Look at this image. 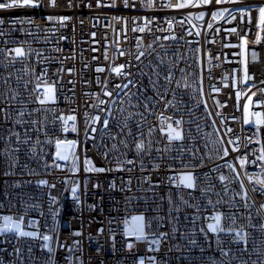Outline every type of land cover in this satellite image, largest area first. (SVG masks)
I'll list each match as a JSON object with an SVG mask.
<instances>
[{
    "label": "built area",
    "instance_id": "1",
    "mask_svg": "<svg viewBox=\"0 0 264 264\" xmlns=\"http://www.w3.org/2000/svg\"><path fill=\"white\" fill-rule=\"evenodd\" d=\"M37 3L0 9V264H264V0Z\"/></svg>",
    "mask_w": 264,
    "mask_h": 264
},
{
    "label": "snow or ice",
    "instance_id": "2",
    "mask_svg": "<svg viewBox=\"0 0 264 264\" xmlns=\"http://www.w3.org/2000/svg\"><path fill=\"white\" fill-rule=\"evenodd\" d=\"M50 2H51V4L53 6H55L56 0H50ZM211 2H212V0H202V3H204V4H209ZM216 2L219 3V2H221V0H216ZM189 4H193V0H187V3H177V4H175V7L176 8H183V7H187ZM125 5L127 6V0H125ZM38 6H39V4L37 3V0H11V3H0V9H4V8H29V7H38ZM259 13H260V22L262 24H264V7H261L259 9ZM141 31H142V29H141ZM244 43L246 44L247 41L245 40ZM16 54L18 56L19 55H23V52L20 49H17L16 50ZM121 55H123L122 52H121ZM141 55H142V53H141ZM138 58L139 57H137V59ZM123 67L124 66L121 65V66H119L117 68H114L113 71H115L117 73H121ZM69 71H71V70H69ZM98 71H103V69H98ZM129 83H132V82L129 81ZM127 86L128 85H124V87H127ZM117 87H120V86L117 85ZM52 91H53L52 87L49 86L47 88V93L50 95L52 93ZM108 95H111V93H108ZM253 95H255V94H253ZM40 102L41 103H45L46 101L45 100H41ZM251 102H252L251 98H249V103H251ZM245 108H247V105L245 106ZM68 119H73L74 120L75 118L74 117H69ZM106 124H107V122L105 121V125ZM173 131H175V130H173ZM171 138L172 139H180V135H179V133H176V135L172 136ZM137 148L142 149L143 148V144H138ZM224 151H225V154L227 155L228 154V150L225 149ZM58 156H59V153H58ZM60 158L67 159L66 156H63V157H60ZM259 159H264V156L259 157ZM240 163H241V165H243L245 163H248V161L246 159H243V160L240 161ZM96 171H104V169H102V168L101 169H96ZM191 179H192V177L190 175L185 177V180L189 181V183L187 185L188 187H192V184L190 183ZM223 179H224V177L221 176V180H223ZM260 183L264 184V181H261ZM215 219H216L217 224H218L219 220H220V217L217 216V217H215ZM212 230L215 231L216 228L213 227ZM23 235H27V234L23 233ZM43 239L47 241L49 239V237L45 236V237H43ZM141 264H142V262H141Z\"/></svg>",
    "mask_w": 264,
    "mask_h": 264
},
{
    "label": "rangeland",
    "instance_id": "3",
    "mask_svg": "<svg viewBox=\"0 0 264 264\" xmlns=\"http://www.w3.org/2000/svg\"><path fill=\"white\" fill-rule=\"evenodd\" d=\"M53 98V93L48 95V99ZM246 115L249 113V106L247 107L245 111ZM76 142L75 141H70V142H65V143H60L57 146V158L64 160V161H69L72 159L74 152L76 151ZM59 153V156H58ZM66 156L67 159H62L60 157ZM190 174H184L181 178L182 182L188 185L189 181L185 180L186 176H189ZM192 177V175H190ZM192 182V179L190 183ZM18 227L19 228V233L23 235V233L27 234V231L22 228L21 223L12 220V218H7L5 221V226L0 228V234H6L11 231L12 228ZM126 232L129 235L135 236L138 239H144L145 238V224H144V218L142 216H136L133 221L132 225L127 228Z\"/></svg>",
    "mask_w": 264,
    "mask_h": 264
}]
</instances>
